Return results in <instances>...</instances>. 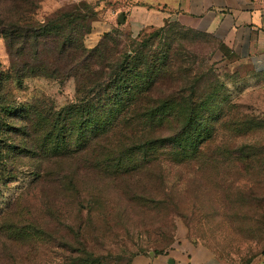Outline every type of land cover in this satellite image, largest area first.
Wrapping results in <instances>:
<instances>
[{"label": "rangeland", "instance_id": "rangeland-1", "mask_svg": "<svg viewBox=\"0 0 264 264\" xmlns=\"http://www.w3.org/2000/svg\"><path fill=\"white\" fill-rule=\"evenodd\" d=\"M79 2L88 31L70 23L64 33L85 47L95 28L103 30L94 44L105 37L122 42L128 34L142 42L151 35L146 47H165L168 40L158 26L182 24L171 44L184 48L181 64L192 81V98L210 94L219 107L231 104L246 113L245 120L212 122L216 135L198 158L123 170L126 141L119 129L80 153L46 156L35 148L38 139L25 135L24 117L0 109V175L6 170L0 177V264H66L83 247L86 264H133L138 258L147 264H264V70L229 63L219 37L186 26L176 15L154 24L156 5L146 7L147 16L132 29L126 24L128 0H38L27 6V21L41 22ZM15 11L13 3H0V16L11 19ZM120 11L123 21L116 18ZM38 41L12 36L7 47L0 33V72L68 61L48 40ZM15 82L4 80L0 90L7 107L41 101L60 106L74 99L71 76Z\"/></svg>", "mask_w": 264, "mask_h": 264}, {"label": "trees", "instance_id": "trees-1", "mask_svg": "<svg viewBox=\"0 0 264 264\" xmlns=\"http://www.w3.org/2000/svg\"><path fill=\"white\" fill-rule=\"evenodd\" d=\"M7 1L16 10L11 19L0 16V33L7 47L12 36H31L36 45L39 39L48 40L53 52L68 61L61 67L10 66L0 72V90L6 79L15 80L18 86L27 76L74 79V99L60 106L44 101L26 102L17 109L7 107L8 103L0 98V109L19 112L24 117L29 126L25 135L38 139L35 148L46 156L80 153L108 132L119 129L126 141L120 151L127 158L123 170L163 160L179 163L206 152L216 135L212 122L221 117L230 122L245 120L246 113L235 110L231 104L219 107L210 94L203 99L192 98V81L181 64L184 48L171 44L176 34L181 36L182 24L166 21L158 26L157 31L168 40L165 47H146V38L151 35L142 42L128 34H124L122 42L105 37L85 47L77 40L79 37L64 33L70 23L82 29V33L88 31L82 21L85 14L80 10L83 2L61 7L41 22L29 24L26 13L38 0ZM3 172L6 170H2L0 177L5 176ZM87 253L84 247L78 249L77 255L66 257V264H86Z\"/></svg>", "mask_w": 264, "mask_h": 264}, {"label": "crops", "instance_id": "crops-1", "mask_svg": "<svg viewBox=\"0 0 264 264\" xmlns=\"http://www.w3.org/2000/svg\"><path fill=\"white\" fill-rule=\"evenodd\" d=\"M130 7L126 24H139L147 16L146 7L159 6L152 14L154 24H160L163 16L176 15L186 26L203 29L220 38L222 51L229 63H239L242 69L264 70V0H128ZM136 13L137 15H133ZM157 14V15H156ZM134 19V20H133ZM136 30H131L136 32ZM103 28L93 29L85 40L92 46ZM168 260V259H167ZM133 264H147L138 258ZM203 264H217L206 262Z\"/></svg>", "mask_w": 264, "mask_h": 264}, {"label": "water", "instance_id": "water-1", "mask_svg": "<svg viewBox=\"0 0 264 264\" xmlns=\"http://www.w3.org/2000/svg\"><path fill=\"white\" fill-rule=\"evenodd\" d=\"M117 21H123V13L120 11L116 15ZM168 263H172V259L168 258L167 260Z\"/></svg>", "mask_w": 264, "mask_h": 264}]
</instances>
